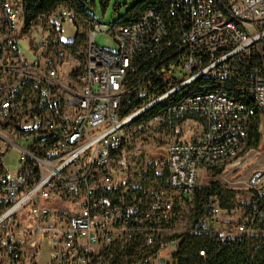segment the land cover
Segmentation results:
<instances>
[{"label": "built area", "instance_id": "obj_1", "mask_svg": "<svg viewBox=\"0 0 264 264\" xmlns=\"http://www.w3.org/2000/svg\"><path fill=\"white\" fill-rule=\"evenodd\" d=\"M78 22L88 35L64 39L60 26ZM101 31L115 38L116 52L98 46ZM166 72L179 82L122 115L127 95H144ZM257 110L262 134L264 0H163L110 29L71 4L28 20L24 0H0V124L34 137L25 148L0 132V223L25 210L33 218L6 240L5 264H40L19 254L35 241L37 258L45 239L48 264H178L182 206L192 207L204 169L254 152L246 147ZM178 118L201 121V133L168 144L164 184L136 179L124 150ZM11 146L21 152L14 169L4 161ZM246 185L264 200V162ZM208 208L199 225L214 233L222 207L212 197ZM252 222L245 216L234 228L249 233Z\"/></svg>", "mask_w": 264, "mask_h": 264}, {"label": "rangeland", "instance_id": "obj_2", "mask_svg": "<svg viewBox=\"0 0 264 264\" xmlns=\"http://www.w3.org/2000/svg\"><path fill=\"white\" fill-rule=\"evenodd\" d=\"M90 19H97L107 25L118 22L124 17L127 11L135 4L136 0H81ZM63 30V37L68 41L80 34L84 37L88 35L89 27L85 22L64 23L60 26ZM96 43L103 49L116 52L118 43L115 38L105 31L97 34ZM23 52H27L25 43L20 45ZM203 124L201 121H191L180 119L172 122L155 124L141 138L134 141L131 147H127L123 153L126 167L134 174L136 179H142L146 184L160 185L158 175L164 174L166 170V148L172 141L188 140L201 133ZM0 132L14 139L22 147H29L34 137H16L10 128L4 123L0 124ZM0 139V146H3ZM242 152L238 158L223 164L222 172L217 177H212L209 169H204L199 179L198 187H205L212 179L217 180L223 187L220 193V203L222 211L218 214L221 233L224 235H236L235 225L240 223L247 215L248 204L252 200L246 180L254 167L264 162V129L259 147L252 151ZM21 152L16 147L11 148L4 155V161L9 169L17 167ZM144 173V176H143ZM190 210L188 204H184L178 215L174 229L183 232L190 226ZM229 223L233 226L230 228ZM33 226V218L28 216L27 211H22L19 215L8 218L0 223V264H4L6 245L1 242L13 240L17 235ZM259 232V230H255ZM37 242L32 241L27 245V249L35 248ZM50 254V244L45 239L38 252V262L45 264ZM30 264V263H29Z\"/></svg>", "mask_w": 264, "mask_h": 264}, {"label": "trees", "instance_id": "obj_3", "mask_svg": "<svg viewBox=\"0 0 264 264\" xmlns=\"http://www.w3.org/2000/svg\"><path fill=\"white\" fill-rule=\"evenodd\" d=\"M71 4L78 8V10L87 18L89 13L85 11L81 0H24V8L28 20L37 15L50 11L51 9L61 5ZM161 5L163 0H136L135 4L127 11L126 15L118 22H127L132 18L139 16L142 12L149 8ZM90 19V18H89ZM80 36V35H79ZM81 38H85L81 36ZM179 80L169 72L161 73L151 79L147 85V90L144 95L131 93L127 95L122 103L121 112L123 114L130 113L136 107L147 103L153 96L164 93L167 89L175 86ZM183 91V90H182ZM182 91H179L158 106L153 112L158 111L164 105L178 99ZM234 96L240 98V94L232 93ZM248 104L252 101L245 98ZM177 120H180L179 118ZM260 116L259 110L252 118L247 147H258L262 140V134L259 131ZM223 170V167H213L210 169L211 176L217 177ZM168 171L164 174L158 175V181L161 184L165 183ZM144 176V173H143ZM222 185L215 179L210 181V184L205 187H196L192 197V207L190 210V226L183 232H180L181 242L178 252L176 254L178 264H264V200L256 199L252 196L251 202L247 205V215L253 222L251 224V232L239 233L236 235H226L224 240L220 241L221 230L214 233H209L202 229L199 225L201 218L208 213L210 199L216 198L220 202V193ZM221 205V203H220ZM256 205V208L254 206ZM222 207V205H221ZM219 221V220H218ZM233 226L229 223V227ZM259 230V232H255ZM178 235V234H177ZM7 241H9L7 239ZM1 242L6 245V242ZM205 251V255H201V251Z\"/></svg>", "mask_w": 264, "mask_h": 264}, {"label": "crops", "instance_id": "obj_4", "mask_svg": "<svg viewBox=\"0 0 264 264\" xmlns=\"http://www.w3.org/2000/svg\"><path fill=\"white\" fill-rule=\"evenodd\" d=\"M22 234V233H21ZM29 244V243H28ZM33 248L28 250L27 247L25 249H23L21 252H20V257L22 258V260H25L27 262H32V261H38V258H36V256L34 258L33 257ZM7 259V253L5 252V257H4V264L6 263ZM49 262V257L47 259V262L45 264H48Z\"/></svg>", "mask_w": 264, "mask_h": 264}]
</instances>
